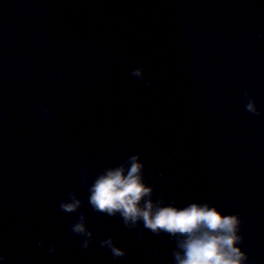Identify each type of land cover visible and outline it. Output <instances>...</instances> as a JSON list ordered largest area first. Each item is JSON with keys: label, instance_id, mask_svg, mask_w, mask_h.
Returning a JSON list of instances; mask_svg holds the SVG:
<instances>
[{"label": "water", "instance_id": "95a60500", "mask_svg": "<svg viewBox=\"0 0 264 264\" xmlns=\"http://www.w3.org/2000/svg\"><path fill=\"white\" fill-rule=\"evenodd\" d=\"M132 156L264 264V0H0V264H176L181 237L88 202Z\"/></svg>", "mask_w": 264, "mask_h": 264}, {"label": "clouds", "instance_id": "9594fccd", "mask_svg": "<svg viewBox=\"0 0 264 264\" xmlns=\"http://www.w3.org/2000/svg\"><path fill=\"white\" fill-rule=\"evenodd\" d=\"M142 168L143 164L132 156L130 167L121 164L99 173L89 188L88 202L93 209L109 216L118 212L125 224L142 221L144 228L153 233L181 237L177 242L181 251L173 253L176 264H246L247 253L238 246L243 239L239 215H224L207 203L193 202L178 207L162 200L154 202L151 198L153 188L145 182ZM78 203L62 207L71 211ZM73 231L86 230L81 223L76 224ZM104 243L111 246V239ZM84 246L87 247V242ZM112 250L114 255L125 254L114 246ZM3 259L0 256V261Z\"/></svg>", "mask_w": 264, "mask_h": 264}]
</instances>
